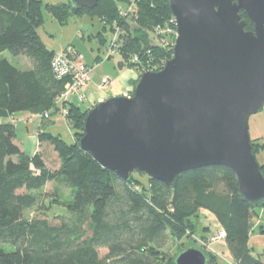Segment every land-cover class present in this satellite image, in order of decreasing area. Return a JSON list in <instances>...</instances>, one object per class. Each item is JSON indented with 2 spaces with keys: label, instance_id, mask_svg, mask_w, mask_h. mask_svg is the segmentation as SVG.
I'll return each mask as SVG.
<instances>
[{
  "label": "trees",
  "instance_id": "obj_1",
  "mask_svg": "<svg viewBox=\"0 0 264 264\" xmlns=\"http://www.w3.org/2000/svg\"><path fill=\"white\" fill-rule=\"evenodd\" d=\"M126 1L99 0L92 10H76L71 4L46 8L62 23L71 13L87 12L98 17L104 29L113 30L116 25L129 26L119 5ZM138 5V22L147 29L173 17L169 0H140ZM43 9L39 0H0V119L19 112L50 117L61 112L57 100L67 81L55 77L56 52L46 47L38 33ZM241 17L247 21L246 29L253 30L246 15L241 13ZM128 39L121 67L145 69L152 59L151 70L159 71L173 58L174 52H165L142 26L134 25ZM6 52L27 56L33 68L19 69L5 57ZM134 54L141 56V65L129 63ZM65 106L74 142L43 131L34 155L27 154L18 140L15 124H0V264H176L165 253L170 236L179 241L193 238L196 246L191 247L206 253L209 264H219L207 248L208 238L194 239L202 210L212 213L226 232L233 264H264L249 245L253 214L259 209L264 215V203L252 207L241 198L231 169L212 166L190 171L179 176L174 188L149 175L150 186L133 175L125 181L103 169L78 144L91 108L84 110L74 103ZM252 145L257 159L264 143L252 140ZM52 161L55 166H50ZM260 167L264 174V163ZM49 184L54 185V194L58 188L73 191L65 205L68 215L26 217L38 205L34 192ZM259 232L264 235V225Z\"/></svg>",
  "mask_w": 264,
  "mask_h": 264
},
{
  "label": "water",
  "instance_id": "obj_2",
  "mask_svg": "<svg viewBox=\"0 0 264 264\" xmlns=\"http://www.w3.org/2000/svg\"><path fill=\"white\" fill-rule=\"evenodd\" d=\"M98 2L70 0L76 10H92ZM169 4L178 31L173 58L159 71H144L131 97L93 106L78 144L125 181L137 170L174 188L184 173L231 169L241 198L258 207L264 174L249 121L264 109V0ZM176 264H209V257L189 247Z\"/></svg>",
  "mask_w": 264,
  "mask_h": 264
},
{
  "label": "rangeland",
  "instance_id": "obj_3",
  "mask_svg": "<svg viewBox=\"0 0 264 264\" xmlns=\"http://www.w3.org/2000/svg\"><path fill=\"white\" fill-rule=\"evenodd\" d=\"M39 1H42L44 6V21L38 28V33L42 41L50 51H74L82 56L84 62L87 65L93 67L90 75L92 83L90 82L88 85L92 84L95 91L100 90L105 93H112V81L115 82L121 76L122 78L120 84L126 86V89L128 90L130 83V79H128V77L132 72L136 74L138 78L131 84L129 92H127L125 95H120L131 97L133 95L135 83L140 79L143 72L152 69L149 66L152 62V59L148 61V68L145 69L141 66L138 70L128 67H121L123 56L122 48L125 45L124 41L129 43L128 38L130 37L131 31H133L134 25L142 26L143 30L150 34L151 40H153V42L158 46L162 47L165 52H174L173 49L178 35L177 23L174 16L168 19L163 25L150 26V28L147 29L138 22L139 16L137 13L136 16L130 15V17L127 18L126 21L129 23L128 27L116 25L113 30H111L109 27L104 29V23L98 17L91 16L87 12H83L81 14L71 13L67 20L62 23L46 8L47 5L59 6L62 4H70V0ZM132 3L133 0H127L125 3H121L119 5L122 6L120 7L122 8V11H126L125 9L131 6ZM173 20L175 22H172ZM159 27H161V29H159ZM114 40H116L117 47L115 49H117V52L111 58H109L107 51L112 48V42ZM5 57H7L14 66L21 70H29L33 67L31 60L27 56L22 55L15 57L6 52ZM136 59L138 60L137 62ZM129 63L141 65V56L139 54L132 55L131 59H129ZM165 64L166 63L163 64L161 69L165 67ZM104 79H109L111 81V83L108 84V87H104ZM80 106L87 109L90 108V103L85 101ZM40 120L43 121L42 123L44 128V126L47 124V120H43L41 117H38V119L34 118L29 112H19L15 114V117H12V119L8 120V122L15 124L18 140L22 143L25 151L28 153H33L36 150L35 147H39L36 131L38 130L39 123L41 122ZM249 126L251 139L258 141V143H264V109L261 112L251 116ZM46 130L49 133L60 136L62 140L69 144L74 142V131L68 125L67 119H64L61 113L59 115L52 116L51 123L47 126ZM257 160L259 164L264 163V149L257 154ZM56 163L58 164L57 161ZM50 164V166H55L53 161L50 162ZM143 174L145 173L137 170L132 173V175L139 179L141 183H144L143 185L150 186L149 176L147 174ZM137 185V189L141 190L142 186L139 184ZM53 187V184H49V186L45 189L34 192V194L38 196V205L33 210L26 212V217L33 218L38 215H42L41 213H45L50 217L68 215L67 207L65 205L71 201L73 191L66 188H58L54 194ZM257 211L258 213L254 212L252 218V234L254 237H261L264 239V235L259 232V226L264 225V215L262 214V210L258 209ZM204 220H202V215L200 214V228L194 236V239L198 242L200 241L199 238L204 236L203 227L201 225L202 221ZM218 231L215 230L214 234L216 235ZM192 239L193 238H185L179 241L170 236L168 245L165 248L166 255L176 259L177 256L186 248L196 246V243H194ZM252 241L253 254L256 257H259L264 263V245H261L262 243H258V241ZM197 245L199 246V244ZM207 248H210V245H208ZM102 253L104 254L105 250H103ZM218 262L219 264H228L223 259H218Z\"/></svg>",
  "mask_w": 264,
  "mask_h": 264
},
{
  "label": "built area",
  "instance_id": "obj_4",
  "mask_svg": "<svg viewBox=\"0 0 264 264\" xmlns=\"http://www.w3.org/2000/svg\"><path fill=\"white\" fill-rule=\"evenodd\" d=\"M140 0H133L131 6H129L126 11H122V16L125 18L130 17V15H135L138 13ZM172 22H175L174 20ZM161 29V27H159ZM116 40L112 42V48L107 51L108 57L111 58L116 52L117 49ZM138 60L136 59V62ZM52 68L55 77L58 80H66V85L63 93L58 97V104L61 106V114L64 119H67L68 108L65 106L72 103L80 106L86 99V88L87 85L91 82V71L93 67L87 65L83 57L80 56L77 52H56L53 57ZM104 87H108V84L111 83L109 79H104ZM81 107V106H80ZM41 119H49L50 116L46 113L43 116H40ZM226 240V232L224 229H220L216 235L211 238V243H218V241Z\"/></svg>",
  "mask_w": 264,
  "mask_h": 264
},
{
  "label": "crops",
  "instance_id": "obj_5",
  "mask_svg": "<svg viewBox=\"0 0 264 264\" xmlns=\"http://www.w3.org/2000/svg\"><path fill=\"white\" fill-rule=\"evenodd\" d=\"M121 78H122V76L118 80H116L115 82L112 81V83H113V85L111 84L113 86L112 93H105V92L100 91V90L95 91L93 89L92 84L88 85L86 88V99L84 100V102L85 101L89 102L90 108H92L93 106H95L100 101L107 100V99L114 97V96L125 95L127 92L130 91L131 84L138 78V76H136V74L131 72L130 76L128 77V79H130L128 90L126 89V86L120 84ZM91 83H92V81H91ZM90 108H87V109H90ZM83 109L86 110L85 108H83ZM32 116L34 118H37V119H38V117H40V115H36V114H32ZM9 119H12V118H9ZM9 119H0V121H1L0 124L8 122ZM51 119H52V117L47 119V124L44 126V128H43V123H42L43 121L40 120L41 122L39 123L38 130L36 131L37 136L39 135L40 132H43V131L47 132L46 129H47V126L51 123ZM38 143H39V138H38ZM38 146H39V144H38ZM35 148H36V150L33 153H28V152H26V153L29 155L36 154L39 150V147H35ZM201 215H202V220L205 219L204 221H202L201 225L204 229H206L204 232V236L208 238V242H209L208 245H210V248H208V250L211 251L214 255H216L218 257V259H223L228 264H233L234 259L231 255L230 251H229L226 240L218 242V243H214V244H212L210 241L211 238L215 235L214 234L215 230L218 231V230L222 229V226L218 222L217 218L212 213L205 211V210L201 211ZM253 238H255V239H253ZM252 240L258 241V243H262L261 245H264V239H262L261 237H254V235L252 234L250 237V242H249V245L251 248H253V246H252L253 241Z\"/></svg>",
  "mask_w": 264,
  "mask_h": 264
}]
</instances>
